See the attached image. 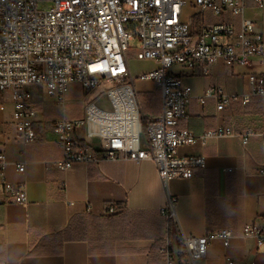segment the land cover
<instances>
[{"label": "built area", "instance_id": "built-area-1", "mask_svg": "<svg viewBox=\"0 0 264 264\" xmlns=\"http://www.w3.org/2000/svg\"><path fill=\"white\" fill-rule=\"evenodd\" d=\"M44 2L51 7L38 8ZM252 2L264 9V0ZM187 6L210 11L218 18L226 13L240 17L239 28L220 21L201 26L196 34L183 19ZM244 6L245 0H0V93L10 94L12 122L21 142L38 139L32 125L36 111L26 88L41 85L47 99L63 105L64 94L75 83L86 97L83 116L51 124L62 150L61 158L51 166L64 172L74 163L149 160L154 162L166 189L172 179L191 178L204 166L205 158L180 156V146L205 145L208 140L225 137H237L245 145L255 133L218 126L197 136L178 128L192 90L172 68L189 73L200 68L207 75L218 62L228 66L264 64V43L254 24L242 17ZM134 39L139 42L136 47L129 44ZM130 49L136 58L154 61L157 68L132 77L126 57ZM136 79L151 82L159 90L161 107L157 116H143L139 92L134 87ZM248 81L250 90L246 93L229 95L215 86L205 89L197 102L204 106L206 99L212 98L217 111L238 101L244 106L251 97L264 103V76L250 74ZM103 85L108 87L91 98V93ZM102 96L109 108L97 105ZM81 128L84 134L78 137L76 130ZM256 135L264 144V133ZM6 166L0 149V204L26 205L25 184L8 181ZM14 167L23 173L25 161ZM257 172L264 177V167ZM59 185L65 189L62 182ZM175 202L169 197L161 209L167 220L174 219ZM104 210L112 213L115 208L105 205ZM242 235L255 238L261 246L264 224H245ZM231 237L227 228L200 237L179 235L186 264L204 257L214 239L227 247ZM161 253L165 264H176L168 239ZM225 264L236 263L226 259Z\"/></svg>", "mask_w": 264, "mask_h": 264}, {"label": "crops", "instance_id": "crops-1", "mask_svg": "<svg viewBox=\"0 0 264 264\" xmlns=\"http://www.w3.org/2000/svg\"><path fill=\"white\" fill-rule=\"evenodd\" d=\"M242 17L254 24L264 43V9L245 0ZM183 19L196 34L203 25L232 22L238 29L240 22V17L229 13L218 18L191 6L183 8ZM172 70L180 72L185 84L183 77L203 81L196 91L190 86L192 98L178 128L197 136L218 126L255 134L245 145L237 137H225L205 145L180 146V156L202 155L205 163L189 179H172L167 189L149 160L74 163L64 172L51 166L62 156L51 124L83 116L86 97L78 84L69 85L63 105L47 99L41 85L26 88L36 111L32 125L38 139L24 144L12 122L10 94L0 93V149L7 161L6 178L23 182L28 199L26 205L0 204V264H165L161 249L168 239V220L161 209L169 197L176 199L171 229L178 235L200 237L224 228L232 233L227 247L214 239L194 264H225L226 259L264 264V244L258 246L255 238L242 235L245 224H264V177L257 172L264 167V144L256 135L264 133V103L251 97L244 106L238 101L217 111L212 98L204 106L197 102L205 89L215 86L229 95L248 92V75L264 76V64L218 62L207 75L200 68L190 73L180 67ZM148 85L144 90L137 88L139 94L157 91L151 82ZM154 110L148 117L160 113ZM83 134L82 128L76 130L78 137ZM22 161L25 171L18 173L14 164ZM105 205L116 211L105 212ZM170 246L176 264H186L181 245L180 259L177 244Z\"/></svg>", "mask_w": 264, "mask_h": 264}, {"label": "rangeland", "instance_id": "rangeland-1", "mask_svg": "<svg viewBox=\"0 0 264 264\" xmlns=\"http://www.w3.org/2000/svg\"><path fill=\"white\" fill-rule=\"evenodd\" d=\"M51 7V4L48 2H44V3H39L38 4V8L45 10ZM186 12H189L188 10H186ZM138 39H134L132 41L129 42V44L132 47H136L138 45ZM127 62H128V67L130 70V74L132 77H136L137 75L144 73V72H148V71H152L154 69L157 68V64L152 61V60H140L138 58H136V53L133 49L128 50L127 54ZM183 80L185 82H187V84L189 86L192 87L193 91H196L200 88L201 84L203 83V81L201 82V79H194V78H184ZM149 82H145V81H141L136 79L134 82V87L135 89L138 88V90H144L147 89L149 87ZM108 86L107 85H103V86H99L97 87V89H95L92 93H91V98L96 96L99 92L103 91L104 89H106ZM159 94V90L155 91L154 93ZM153 93V94H154ZM141 96V100H140V104H141V110H142V114L144 116H148L150 114L153 113V111H151V107H155L157 108V111L160 110V102L159 99L157 101L154 102H148L147 99L148 97H150L151 94H139ZM143 95H145V97H142ZM149 95V96H147ZM98 106L101 107H105V108H109V104L107 102V99L105 96H102L101 99L98 100L97 102Z\"/></svg>", "mask_w": 264, "mask_h": 264}, {"label": "trees", "instance_id": "trees-1", "mask_svg": "<svg viewBox=\"0 0 264 264\" xmlns=\"http://www.w3.org/2000/svg\"><path fill=\"white\" fill-rule=\"evenodd\" d=\"M147 96H149V95H147ZM142 97H145V95H143ZM158 98H159V95L157 93H154V94H151L150 97H148L147 101L148 102H154V101H157ZM139 99L140 100L142 99L140 95H139ZM150 109H151V111H153V113L155 112V110H154L155 107L154 106L151 107ZM144 117L148 118V116H144ZM144 123H145V121L143 122V124ZM115 211H116V208H115V210L113 212H115ZM105 212H107V211H105ZM171 227H172V221L168 220V241H169L170 245H171L172 242H175L177 244V246H178V249H177V254H178L177 256L178 257L177 258L180 259V257H181V247L179 245L180 244L179 243V235L177 234V232L175 230L173 231L171 229ZM170 249H171V246H170Z\"/></svg>", "mask_w": 264, "mask_h": 264}]
</instances>
